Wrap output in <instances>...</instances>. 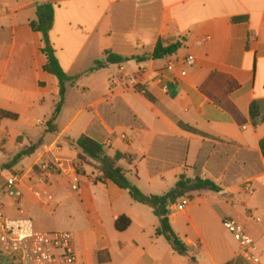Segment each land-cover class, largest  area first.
<instances>
[{
    "label": "crops",
    "instance_id": "0c3cea01",
    "mask_svg": "<svg viewBox=\"0 0 264 264\" xmlns=\"http://www.w3.org/2000/svg\"><path fill=\"white\" fill-rule=\"evenodd\" d=\"M46 4L54 56L81 83L80 103L65 121L62 105L55 132L47 124L59 85L44 71L42 37L30 28ZM178 41L180 49L161 60L89 72L105 51L149 56L158 42ZM0 112L15 117H0V191L12 176L22 178L19 202L5 200L4 208L35 232H70L77 264H251L223 228L228 219L264 264V0H0ZM82 136L108 156L127 157L118 165L146 196L167 193L181 176L220 188L168 210L185 256L157 236L151 209L78 163L70 142ZM44 165L56 170L38 183ZM74 165L78 192L59 172ZM120 218L129 221L122 232Z\"/></svg>",
    "mask_w": 264,
    "mask_h": 264
},
{
    "label": "trees",
    "instance_id": "16d2710c",
    "mask_svg": "<svg viewBox=\"0 0 264 264\" xmlns=\"http://www.w3.org/2000/svg\"><path fill=\"white\" fill-rule=\"evenodd\" d=\"M237 22L238 20H234ZM53 25V8L51 5H41L36 8V19L30 23V28L33 32L39 33L42 37V53L46 57V64L44 71L54 76L59 85V101L56 104L55 111L48 121V128L52 132H55L54 122L61 110L63 104V96L66 86H73L76 78L68 77L60 68L52 49L49 33ZM182 42L178 41L175 45L163 48L161 43L158 42L154 48V51L149 56H131L121 57L113 54L110 51L103 53L104 59L101 62H95L94 67L89 71H98L108 66L127 63L129 61H135L141 63L145 61L161 60L165 57L171 56L176 53ZM0 117L3 119H15V117L0 112ZM77 152V161L81 165L92 166L101 176V182L112 183L117 188L126 191L130 198L137 204L146 206L151 209L153 215L158 220V227L156 230L157 236L162 237L172 248V250L180 256L187 254V247L182 243L177 234L172 230L168 219V207L181 197L190 198L191 195L211 192L219 193L221 190L213 182L201 179H187L183 176L179 177L172 189L167 193L159 196L144 195L129 179V173L125 172L119 167V163L126 160L127 157L114 153L113 156H108L102 145L94 142L87 137H80L76 141L70 142ZM264 145V142L262 146ZM32 150V149H30ZM129 225V221L120 218L115 223V229L119 232L124 231Z\"/></svg>",
    "mask_w": 264,
    "mask_h": 264
},
{
    "label": "built area",
    "instance_id": "2783aa9c",
    "mask_svg": "<svg viewBox=\"0 0 264 264\" xmlns=\"http://www.w3.org/2000/svg\"><path fill=\"white\" fill-rule=\"evenodd\" d=\"M193 58L187 57L185 64H193ZM168 70L172 69L169 65ZM162 75L158 74V82H162ZM128 83L140 94H145V87L138 89V83L134 78H128ZM162 90L168 93V87L163 85ZM56 168L49 165L40 167L38 183L42 181L41 176L55 171ZM80 167L74 165L69 169L60 168L59 172L68 180L71 191H79ZM20 176H12L6 180L4 188L0 191V209L5 200H13L16 204L21 198ZM189 200L181 197L169 205V209L182 211ZM223 228L237 243L241 257L251 264H259L255 242L247 236L243 230L232 220H224ZM0 264H77L73 250V236L70 232L55 231L52 233H41L33 230L32 222L28 219L11 220L5 218L0 212Z\"/></svg>",
    "mask_w": 264,
    "mask_h": 264
},
{
    "label": "rangeland",
    "instance_id": "374dc122",
    "mask_svg": "<svg viewBox=\"0 0 264 264\" xmlns=\"http://www.w3.org/2000/svg\"><path fill=\"white\" fill-rule=\"evenodd\" d=\"M97 62H101V60L99 59ZM74 87V88H73ZM73 91L69 90V87L66 86L65 87V92H64V96H63V106L66 107L65 110H67V112L63 113L62 115H60V119L62 121H65L66 118L72 114L73 110L75 109L74 106H76L77 104L80 103L79 100V96H80V88H81V83L77 82V80L74 81L73 83ZM69 90V92H68ZM5 205H2L0 212L3 214V216L5 218L11 219L13 220V218L11 217V215L9 214V212L4 208Z\"/></svg>",
    "mask_w": 264,
    "mask_h": 264
}]
</instances>
